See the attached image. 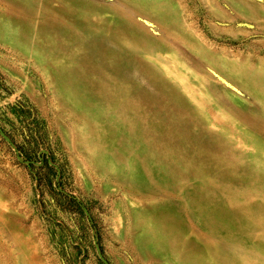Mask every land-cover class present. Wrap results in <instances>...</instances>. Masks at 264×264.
Listing matches in <instances>:
<instances>
[{"label": "rangeland", "instance_id": "374dc122", "mask_svg": "<svg viewBox=\"0 0 264 264\" xmlns=\"http://www.w3.org/2000/svg\"><path fill=\"white\" fill-rule=\"evenodd\" d=\"M0 264H264V0H0Z\"/></svg>", "mask_w": 264, "mask_h": 264}]
</instances>
